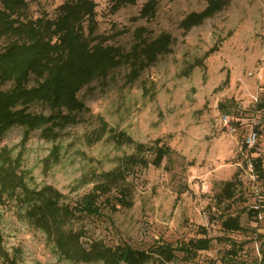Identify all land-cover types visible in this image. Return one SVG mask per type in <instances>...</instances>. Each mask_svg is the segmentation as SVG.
Wrapping results in <instances>:
<instances>
[{
    "label": "rangeland",
    "instance_id": "rangeland-1",
    "mask_svg": "<svg viewBox=\"0 0 264 264\" xmlns=\"http://www.w3.org/2000/svg\"><path fill=\"white\" fill-rule=\"evenodd\" d=\"M25 1L31 17L54 19L64 0ZM147 1L111 12L110 0H94L96 35L128 53L134 30L145 27L149 40L161 33L171 37L169 54L158 56L133 82L123 64L86 85L77 93L86 110L75 122L54 127L55 139H45L40 129L25 136L20 127L0 137V174L10 171L21 184L0 187V264H86L65 260L55 235L33 219L37 194L46 189L60 208L63 234L77 233L72 241L77 250L89 251L94 244L129 247L148 254L146 264H164L152 253L158 246L202 238L203 227L210 249L188 260L177 253L166 264H264V173L251 176L246 168L251 158L261 157L264 172V0H221L220 11L187 32L180 22L202 13L206 0H155V16L138 19ZM7 42L0 39V51ZM32 79L29 87L36 86ZM11 87L2 84L0 91ZM27 112L51 114L40 103ZM222 116L235 133L223 127ZM252 127L258 142L249 154L243 139ZM156 140L171 150L158 168L150 149ZM132 156L136 163L129 161ZM119 170L123 177L116 187L105 195L94 191ZM235 174L241 185L233 199L216 204L221 183ZM123 187L131 194L130 208L115 203ZM90 195L97 197V215L76 212ZM253 204L260 206L261 219L248 215ZM64 206L74 209V216L64 215ZM227 217H238L241 230L225 233L221 220Z\"/></svg>",
    "mask_w": 264,
    "mask_h": 264
},
{
    "label": "trees",
    "instance_id": "trees-1",
    "mask_svg": "<svg viewBox=\"0 0 264 264\" xmlns=\"http://www.w3.org/2000/svg\"><path fill=\"white\" fill-rule=\"evenodd\" d=\"M110 1L111 12H117L122 7L136 3V0ZM206 2L207 7L202 13H191L180 22L181 29L187 32L192 27L200 25L202 19L220 11L224 5L221 0ZM157 6V1L148 0L142 5L138 19H152ZM96 7L94 0H64L58 6L54 19L46 15L33 18L28 14V4L25 0H0V39L8 40L5 48L0 51V85L12 83L11 88L0 91V137L12 127H20L24 129L25 136L40 129L45 139H55L57 135L53 131L54 127L75 122V115L86 110L84 104L77 98V93L86 85L93 80L106 78L110 72L123 64L129 65L127 78L129 82H133L158 56L170 53L171 37L161 33L154 40H149L145 27L134 30L133 44L128 53H123L118 47L106 46L107 38L96 35ZM31 77L36 86H28ZM225 83H228V79ZM36 103L45 105L51 114L44 116L27 112V109ZM219 108L225 111L223 105ZM116 137L122 139L123 135L119 134ZM154 144L155 147L150 148L155 155L152 163L158 168L171 150L166 146H159L158 140ZM142 148L140 145L136 149L140 151ZM248 152L252 154L253 150L249 149ZM129 161L136 163V157L132 156ZM141 162L143 163V160ZM250 163L253 166V175L263 176L262 158H251ZM122 177L120 170L109 173L108 182L96 186L94 191L105 195L111 190V186L116 187V181ZM14 180L18 182L16 185L13 184ZM240 185L237 174L232 180L221 183L214 198L215 203L223 204L233 199ZM0 187L4 191L21 187V184L15 175L6 171L3 176L0 174ZM118 189L115 203L120 208H130L129 190L126 187ZM49 192L50 189L38 192L40 204L37 207L33 206L31 215L35 211L32 217L39 221V227L55 235L54 245L65 260L86 264H146L151 259L145 252L129 247L113 249L94 244L89 251L80 250L78 247L77 250L73 246L75 242H72L77 240V233L63 234L59 227L61 211ZM26 197L28 201H33L30 194ZM96 200L95 195L86 197L81 202L82 206H77L75 211L87 216L97 215L98 209L94 207ZM63 211L66 216H74V209L70 210L64 206ZM248 215L257 216V212L249 209ZM45 219H49L51 225H55L53 230L49 229ZM221 227L225 233L241 230L238 217L222 219ZM199 233L202 238L192 239L175 247L161 245L152 253L164 264L172 262L177 253L187 260L193 259L199 252L209 250L211 245L205 228L200 227Z\"/></svg>",
    "mask_w": 264,
    "mask_h": 264
},
{
    "label": "built area",
    "instance_id": "built-area-1",
    "mask_svg": "<svg viewBox=\"0 0 264 264\" xmlns=\"http://www.w3.org/2000/svg\"><path fill=\"white\" fill-rule=\"evenodd\" d=\"M220 122L222 123L223 127H225L230 133L236 132V128L230 126L229 119L226 116H222ZM257 142H258V134L255 132V130L252 127L247 131L246 135L244 136L243 145H245L248 149H252L256 146ZM246 168L249 174L253 176V166L250 163V161H248ZM249 209L257 212L256 218L259 219L262 218L260 211L261 208L259 205L253 204L252 206H250Z\"/></svg>",
    "mask_w": 264,
    "mask_h": 264
}]
</instances>
